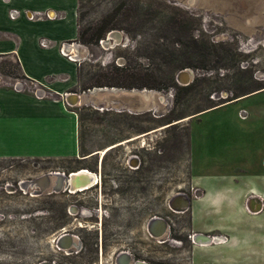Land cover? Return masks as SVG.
<instances>
[{
  "label": "rangeland",
  "instance_id": "1",
  "mask_svg": "<svg viewBox=\"0 0 264 264\" xmlns=\"http://www.w3.org/2000/svg\"><path fill=\"white\" fill-rule=\"evenodd\" d=\"M77 19L81 28L113 19L117 24L103 38L112 30L122 34L114 44L76 40L77 50L69 52L79 62L81 90L102 67L126 64L148 69L158 79L173 74L172 85L151 89V110L140 115L81 106L79 156L140 131L169 126L145 136L144 143L133 140L103 155L102 194L111 198L112 209L102 218V231L94 215L68 212L70 204L92 206L98 185L75 193L51 192L56 180L51 176L39 194L34 191L40 184L22 186V181L47 172L94 171L99 154L85 160L0 156V264H114L122 250L149 264H189L187 238L173 241L178 228L172 227L173 240L161 243L148 235L144 222L149 215L171 214L172 221L186 224L185 215L175 219L168 210L164 195L186 176L181 170L187 172L189 162L180 166V151H189L192 125L190 149L196 159L209 161V167H218L221 159L264 153V88L232 101L264 86V0H78ZM71 42L61 44L68 47ZM182 70L188 72L187 83L176 77ZM6 74L16 77L4 78ZM17 82L25 90L33 87L13 62L0 59V84ZM220 102L224 106L195 122L198 111ZM130 151L141 156L134 171L126 166ZM183 158L189 159L187 152ZM64 232L75 236L69 250L55 242Z\"/></svg>",
  "mask_w": 264,
  "mask_h": 264
},
{
  "label": "crops",
  "instance_id": "2",
  "mask_svg": "<svg viewBox=\"0 0 264 264\" xmlns=\"http://www.w3.org/2000/svg\"><path fill=\"white\" fill-rule=\"evenodd\" d=\"M12 9L18 11L15 18L9 16ZM77 9L78 0H0V59L13 62L18 75L33 86L25 90L0 84V156L80 157L81 106L127 115L151 110V89L79 88V62L59 52L64 41H72L66 50H77ZM32 13L40 14L29 19ZM42 37L50 42L47 47L40 45ZM6 75L9 77L4 78L16 77ZM220 107L198 112L195 122ZM164 125L169 126H160ZM160 126L120 138L100 151L140 135L138 139L144 143L145 136ZM192 126L189 151H185L189 159L184 160L185 152L180 151V166L189 162L187 172L181 170L186 176L165 190L167 197L176 190L191 192L189 200L174 197L182 208L178 215L186 216V224L175 221V229L194 233L189 264H264V153L257 151L258 156L235 161L221 159L218 167H209V161L196 159L190 149ZM93 152L82 155L87 158Z\"/></svg>",
  "mask_w": 264,
  "mask_h": 264
},
{
  "label": "flooded vegetation",
  "instance_id": "3",
  "mask_svg": "<svg viewBox=\"0 0 264 264\" xmlns=\"http://www.w3.org/2000/svg\"><path fill=\"white\" fill-rule=\"evenodd\" d=\"M105 152L106 151H102V152L101 151H94L93 153H91L89 155V156H91L93 154H99V156H100V161H99L98 166L95 168L94 171H91L88 168H78L77 170L70 171L68 173H65L63 171L67 175H72V178L70 180V185L68 186V188L65 189L69 193H75L77 191L87 190L92 186L98 185V196L95 197L94 202L92 203V206H89V205L86 207L82 206L85 208L83 210H80V208H82V207H80V206L78 207L75 204H70L68 206V212H70V210H71L72 212H74L76 214L80 213L81 215H89V216L94 215V218H96V223H98V221H99V225H100L99 230L100 231H102L101 230L102 218L104 216H109L110 215L109 211L112 209L111 208V201H110L111 198L104 199V196L102 194L103 181H102L101 160H102V157L105 154ZM130 152L131 153L128 155V157L126 159V166L130 170L134 171V170H137L141 165V156L136 151H130ZM85 159H86V156L82 155L81 157H79V160H85ZM134 160L138 161L137 164L132 163ZM79 173H85L86 175H88L90 177V180H91L90 183H88V184H87V182L82 183L83 177ZM26 181H30V180H26ZM38 184H40V188L38 190H40L41 188L43 190L47 187V186L45 187L43 182L38 183ZM56 185L57 184L54 182L53 186H56ZM26 186H28V185H26ZM38 190H35V191H38ZM50 191L54 192L52 190H50ZM177 196H184L189 200L191 197V192L186 193V191L184 192L181 190H176L173 192V194L170 197H167L166 193H165L164 199H166V201H167V203H166L167 208L172 214L175 215V219L180 217V215H178V213H180V210L182 209L181 207H178V205H176V203H174V199H175L174 197H177ZM170 215L169 214L162 215V216L156 215V214L149 215L146 218V221L144 222L145 230L148 233V235L151 237H154V238L162 239L161 243H166L170 240H173V238H171L172 231H175L176 229L174 230V229H172V227L175 225V221L177 222V220L172 221V219L170 218ZM153 218H155V221L151 224V226L150 225L148 226V222ZM162 222L164 224V227L162 229H160L159 227L162 225ZM189 231L184 232V233L177 231L178 239L173 240V241H175V242L178 241L180 243H183L182 236H185V238H187L188 243H189L188 247H190V242H191V240H193L192 238L194 237V233H191ZM61 234H64L65 236L60 239L62 241L61 242L62 245L61 246L57 245V246L60 248H64V249L69 250L70 248H72L75 236L68 233V232H64ZM132 257H133V255L130 252L122 250L117 254L114 264H131V263L132 264H149L145 260H140V259L133 260Z\"/></svg>",
  "mask_w": 264,
  "mask_h": 264
},
{
  "label": "trees",
  "instance_id": "4",
  "mask_svg": "<svg viewBox=\"0 0 264 264\" xmlns=\"http://www.w3.org/2000/svg\"><path fill=\"white\" fill-rule=\"evenodd\" d=\"M116 24L117 23L113 22V19L104 20V22L102 20V23L96 26V28L95 27L81 28L78 22V33H77L76 40L80 42H84V43H88V42L97 43L100 39H103L105 33L109 29H112L113 27H115ZM92 79H93V82H91L90 85H87L84 87L82 86V89L89 88L95 85L97 86H120V87H127V88L145 87L148 89H161V88H166L167 85L173 84V81H172L173 74H169V75L167 74L166 76H163L161 79H158L157 77H155V74L149 71L148 69H144V70L131 69L126 64L121 65V66L102 67L97 72V74L94 75V77L92 76ZM262 88H264V86L255 88L254 90L246 92L242 95L248 94L255 90H260ZM238 97L239 96L235 98H238ZM224 102H220L208 108H214V107L221 106L224 104Z\"/></svg>",
  "mask_w": 264,
  "mask_h": 264
},
{
  "label": "water",
  "instance_id": "5",
  "mask_svg": "<svg viewBox=\"0 0 264 264\" xmlns=\"http://www.w3.org/2000/svg\"><path fill=\"white\" fill-rule=\"evenodd\" d=\"M113 32H118L117 30H112V31H110V32H108V34H107V36L105 37V38H103L102 39V41L101 42H103V43H105V44H107L108 43V37H109V35L110 34H112ZM120 40H122V38H120ZM177 79H178V81L179 82H184V83H187L188 82V72L186 71V70H182V71H179L178 72V74H177ZM186 77V78H185ZM257 90H255V91H253V92H250V93H248V94H245V95H242V96H239L238 98H235V99H233L232 101H235V100H237V99H240V98H242V97H245V96H247V95H250V94H252V93H254V92H256ZM207 109H210V108H207ZM207 109H205V110H207ZM202 111H204V110H202ZM202 111H200V112H202ZM80 175H82L83 176V180H82V183H85V182H87V184L88 183H90V177L88 176V175H86L85 173H79ZM51 176H55L56 177V180H55V183L57 184L56 186H53L52 187V191H60V190H65L66 188H68V186L70 185V180H71V178H72V175H67V174H65L63 171L61 172V171H52V172H47V173H45V174H42V175H40V176H38V177H36V178H34V179H32V180H30V181H26V180H24L22 183V186L23 187H26V185H36V184H38V183H41V182H43L44 183V185H45V187L46 186H48V180H49V178L51 177ZM42 191V188L40 189V190H38V191H35L34 193L35 194H39L40 192ZM182 210V209H181ZM180 210V211H181ZM155 221V218H153V219H151L149 222H148V226L150 225L151 226V224L153 223ZM158 225V224H157ZM164 227V224H163V222H162V225L159 227L160 229H162ZM65 235L64 234H60L58 237H56V239H55V242H56V244L57 245H62V241L60 240L62 237H64ZM63 247V246H62Z\"/></svg>",
  "mask_w": 264,
  "mask_h": 264
},
{
  "label": "built area",
  "instance_id": "6",
  "mask_svg": "<svg viewBox=\"0 0 264 264\" xmlns=\"http://www.w3.org/2000/svg\"><path fill=\"white\" fill-rule=\"evenodd\" d=\"M17 14H18V11L15 9H12L9 11L10 18H15L17 16ZM38 14H40V13H32L28 17H29V19H33L36 17V15L38 16ZM39 43L42 47H47L50 42L46 38L42 37L39 39ZM63 44H65V43H63ZM59 52L62 55L66 56L67 58L75 60V56L71 55V53L68 50H66V46H62V44L60 45ZM17 85L21 86L20 82L15 83V86H17ZM244 116L245 115H242V117H244Z\"/></svg>",
  "mask_w": 264,
  "mask_h": 264
},
{
  "label": "bare ground",
  "instance_id": "7",
  "mask_svg": "<svg viewBox=\"0 0 264 264\" xmlns=\"http://www.w3.org/2000/svg\"><path fill=\"white\" fill-rule=\"evenodd\" d=\"M52 16V15H51ZM120 38H122V34L118 31V32H113L112 34H110L109 35V37H108V43L107 44H114V43H116V42H119L120 41ZM186 78V77H185ZM225 104V103H224ZM167 126V125H166ZM163 127H165V125L164 126H160L158 129L160 130V128L162 129ZM166 128V127H165ZM164 129V128H163ZM134 138V137H133ZM132 138V139H133ZM135 138H142L141 137V135L140 136H135ZM143 140V139H142ZM112 146L113 145H111V146H109L108 148H106L107 149V151H108V149L109 148H112ZM102 152V151H101ZM101 154V153H100ZM137 160H134L132 163L133 164H137ZM83 177V176H82Z\"/></svg>",
  "mask_w": 264,
  "mask_h": 264
}]
</instances>
